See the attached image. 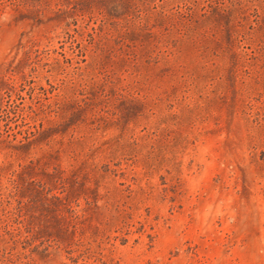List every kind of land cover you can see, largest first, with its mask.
Segmentation results:
<instances>
[{
	"label": "rangeland",
	"instance_id": "374dc122",
	"mask_svg": "<svg viewBox=\"0 0 264 264\" xmlns=\"http://www.w3.org/2000/svg\"><path fill=\"white\" fill-rule=\"evenodd\" d=\"M0 264H264V0H0Z\"/></svg>",
	"mask_w": 264,
	"mask_h": 264
}]
</instances>
